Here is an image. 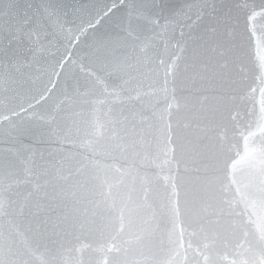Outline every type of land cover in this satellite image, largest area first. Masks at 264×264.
<instances>
[{"label": "snow or ice", "instance_id": "6c2138e0", "mask_svg": "<svg viewBox=\"0 0 264 264\" xmlns=\"http://www.w3.org/2000/svg\"><path fill=\"white\" fill-rule=\"evenodd\" d=\"M245 3L0 0V264H264Z\"/></svg>", "mask_w": 264, "mask_h": 264}, {"label": "water", "instance_id": "95a60500", "mask_svg": "<svg viewBox=\"0 0 264 264\" xmlns=\"http://www.w3.org/2000/svg\"><path fill=\"white\" fill-rule=\"evenodd\" d=\"M241 3L249 10L252 7V4H246L245 0H241ZM252 3L264 9V0H252ZM238 15L239 24L237 25V31L243 38L242 43L245 47V51L249 54L259 53L261 56H264V10L251 12L246 22L244 20V11H241ZM245 28L247 29L246 31ZM254 62L259 65L260 59L255 58ZM257 100L259 106L258 94ZM5 111H7L6 107H0V114H3ZM22 139L24 143H31V140L27 137H23ZM7 146V143L0 145V160L4 162L5 167L9 165L17 166L18 160L12 153L5 150ZM74 150H79L78 144L74 147Z\"/></svg>", "mask_w": 264, "mask_h": 264}]
</instances>
